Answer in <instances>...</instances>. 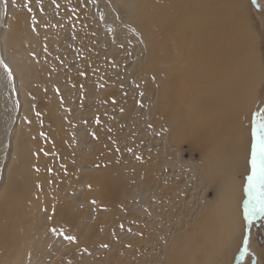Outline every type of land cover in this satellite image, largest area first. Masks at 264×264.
Masks as SVG:
<instances>
[{"label": "rangeland", "instance_id": "1", "mask_svg": "<svg viewBox=\"0 0 264 264\" xmlns=\"http://www.w3.org/2000/svg\"><path fill=\"white\" fill-rule=\"evenodd\" d=\"M4 9L14 75L0 201L14 205L20 229L0 238V264H189L185 242L204 243L201 223L230 182L239 253L219 264H264V217L244 219L251 130L264 120V0H7ZM229 17L244 29L232 56ZM172 79L190 91L183 113ZM177 132L185 136L173 141Z\"/></svg>", "mask_w": 264, "mask_h": 264}, {"label": "bare ground", "instance_id": "2", "mask_svg": "<svg viewBox=\"0 0 264 264\" xmlns=\"http://www.w3.org/2000/svg\"><path fill=\"white\" fill-rule=\"evenodd\" d=\"M3 2L4 0H0V61H3L8 65L12 73V78L9 80L4 68L0 66V94H3L5 96L1 102L3 104V111L6 116V119L4 120V126H0V161L1 158H3V156L5 155L6 151V132H8L12 126L13 113L11 112V110L13 111V109L11 100L14 75V59H8L4 39L2 38L1 34V31L4 29L6 22ZM230 5L232 6V2L230 3ZM231 13L233 14L232 11ZM224 33L232 36L231 42L225 46V54L232 56L231 51L234 47L238 46L241 43V38L244 36V29L238 22H236L235 18L232 19L229 17L228 20H225L224 22ZM240 51L241 47L237 49V61L240 60ZM187 57H189V55H187ZM217 59L219 65L222 67L224 62V55L221 52V48L217 49ZM175 63H178V61L175 60ZM2 69L4 70V72H2ZM172 80L175 84H178V110L183 113L182 109L187 107L185 104V99L190 98L191 96L190 91L186 83L185 86H179L181 80ZM234 90V88L230 87V91ZM248 93L249 92L246 90V96L244 97V99L240 100L239 98H237V100L234 102L241 110H246L250 105ZM228 107H230V105L226 104L225 102V109H227ZM233 107L237 108L234 105ZM5 127H7V129H5ZM10 135L11 133L9 134V137ZM184 136V133L177 132L173 137V141H180L182 138H184ZM201 149L204 150L203 148ZM239 151L240 143L237 139H235L233 141V151L231 152V154L235 158L234 160L238 158ZM202 159L203 164H208L209 160L207 155H203ZM22 160L25 166L24 171L25 173H28L34 163V156L30 153H25ZM220 165H222L221 159L211 161L208 168L209 174H212L213 170L218 168ZM219 191L221 193V196L218 204H215L210 208L208 216L201 223L200 232L203 235V240H205L204 243H202V245L200 246L191 236H189V239L185 242L183 255L185 256V261H190L189 264H198L193 258L189 256V253L192 249L193 257L196 254L203 252V264H219L221 257H226V255L233 256L235 251L237 252V254L239 253L238 237L240 234V230H238L237 225L238 211L239 218L242 215L241 210H237L236 208L239 191L237 186L233 182H230L225 190ZM13 213L17 214V210L15 209L13 204L7 201H0V238H2L4 234L7 235V237L11 238L20 229L18 219L13 217ZM170 243L172 246H175V239L171 238Z\"/></svg>", "mask_w": 264, "mask_h": 264}, {"label": "snow or ice", "instance_id": "3", "mask_svg": "<svg viewBox=\"0 0 264 264\" xmlns=\"http://www.w3.org/2000/svg\"><path fill=\"white\" fill-rule=\"evenodd\" d=\"M15 0H13V3ZM39 3V0H37ZM252 3H256V0H252ZM3 7L7 8V0H5ZM24 7L28 8L31 12L32 8L26 3ZM34 30V29H33ZM0 66H2L7 73V77L10 80L12 78V73L7 64L0 61ZM143 96V93H140ZM115 103V101H113ZM142 106V105H141ZM257 116L260 115L259 112L256 113ZM96 123L99 124L100 121L97 118ZM92 138L96 139L95 133H92ZM132 151V149H129ZM137 160H141L140 156H136ZM247 164L250 167V174L247 175V187L244 191L248 194V200L244 204V219L248 225H251L256 217H264V120H255L254 125L251 130V142H250V158L247 160ZM91 186H89L90 188ZM93 205L96 204L95 200H92ZM83 207V205H81ZM51 219V217H49ZM54 235L63 236L65 240L69 243H75L76 237L71 234H65L62 230H58L56 227L49 229ZM245 249L247 252V238L244 240ZM107 248V244L101 245ZM244 253H241L243 256Z\"/></svg>", "mask_w": 264, "mask_h": 264}]
</instances>
